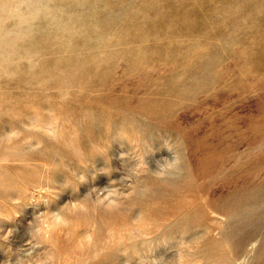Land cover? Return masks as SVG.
Returning a JSON list of instances; mask_svg holds the SVG:
<instances>
[{"label": "rangeland", "instance_id": "1", "mask_svg": "<svg viewBox=\"0 0 264 264\" xmlns=\"http://www.w3.org/2000/svg\"><path fill=\"white\" fill-rule=\"evenodd\" d=\"M0 264H264V0H0Z\"/></svg>", "mask_w": 264, "mask_h": 264}, {"label": "bare ground", "instance_id": "2", "mask_svg": "<svg viewBox=\"0 0 264 264\" xmlns=\"http://www.w3.org/2000/svg\"><path fill=\"white\" fill-rule=\"evenodd\" d=\"M87 30H88V29H87ZM87 35H88V34H87ZM83 37H84V36H83ZM85 37H86V36H85ZM88 38H89V37H88ZM88 38H87V39H88ZM87 42H88V41H87ZM32 43H33V42H32ZM89 46H90V45H89ZM92 46H93V45H92ZM95 46H96V45H95ZM71 47H72V46H71ZM59 49H60V48H59ZM59 49H58V50H59ZM70 51H71V50H70ZM70 51H69V52H70ZM21 53H22V52H21ZM75 62H76V61H75ZM55 65H56V64H54V68H55ZM58 66H59V65H58ZM79 66H80V65H78V67H79ZM82 66H83V65H82ZM74 67H75V66H73V68H74ZM78 67H77V68H78ZM85 67H86V66H85ZM52 68H53V67H52ZM82 68H83V67H82ZM26 69H27V68H26ZM64 69H65V68H64ZM70 70H72V69L70 68ZM77 70H78V69H77ZM74 71H75V70H74ZM77 72H78V71H77ZM77 72H76V73H77ZM54 73H55V72H54ZM67 73H69V72H67ZM74 73H75V72H74ZM76 73H75V74H76ZM72 74H73V73H72ZM68 75H69V74H68ZM55 76H56V74H55ZM61 76H62V74H61ZM70 76H71V75H70ZM64 78H65V77H64ZM72 78H73V75H72ZM70 80H71V79H69V81H70ZM60 83H61V82H60ZM62 84H63V83H62ZM59 120H60V119H59ZM57 148H58V147H57ZM88 160H89V159H88ZM73 161H74V160H73ZM72 164H73V163H72ZM129 167H130V166H129ZM114 213H115V212H114ZM92 214H93V213H92ZM95 214H96V213H95ZM104 215H105V213H104ZM104 215H103V216H104ZM94 216H95V215H94ZM107 216H108V215H107ZM110 216H111V215H110ZM104 217H105V216H104ZM111 217H112V216H111ZM166 217H167V215H166ZM108 218H109V217H108ZM159 218H160V217H159ZM162 218H163V217H162ZM102 219H103V218H102ZM106 219H107V218H106ZM167 224H168V223H167ZM168 226H169V225H168ZM170 226H171V225H170ZM170 226H169L168 230L170 229ZM171 227H172V226H171ZM163 228H166V227L163 226ZM163 230H165V229H163ZM170 230H171V229H170ZM45 232H46V231H45ZM47 234H48V233H47ZM46 238H47V236H46ZM51 239H52V237H51ZM179 254H180V253H179Z\"/></svg>", "mask_w": 264, "mask_h": 264}]
</instances>
